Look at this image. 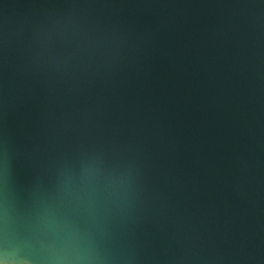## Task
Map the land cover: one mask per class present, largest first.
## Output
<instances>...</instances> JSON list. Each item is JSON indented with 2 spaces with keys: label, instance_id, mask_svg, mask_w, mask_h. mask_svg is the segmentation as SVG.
I'll return each instance as SVG.
<instances>
[{
  "label": "water",
  "instance_id": "water-1",
  "mask_svg": "<svg viewBox=\"0 0 264 264\" xmlns=\"http://www.w3.org/2000/svg\"><path fill=\"white\" fill-rule=\"evenodd\" d=\"M102 264H264V0H0V229Z\"/></svg>",
  "mask_w": 264,
  "mask_h": 264
},
{
  "label": "clouds",
  "instance_id": "clouds-1",
  "mask_svg": "<svg viewBox=\"0 0 264 264\" xmlns=\"http://www.w3.org/2000/svg\"><path fill=\"white\" fill-rule=\"evenodd\" d=\"M0 264H102L86 237L67 223L40 217L26 247L17 243L7 216L0 229Z\"/></svg>",
  "mask_w": 264,
  "mask_h": 264
}]
</instances>
